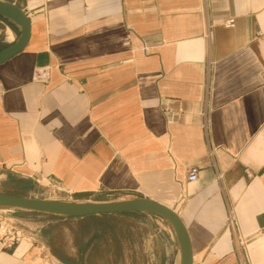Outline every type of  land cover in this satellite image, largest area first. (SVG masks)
<instances>
[{"label": "crops", "instance_id": "1", "mask_svg": "<svg viewBox=\"0 0 264 264\" xmlns=\"http://www.w3.org/2000/svg\"><path fill=\"white\" fill-rule=\"evenodd\" d=\"M8 1L31 36L0 64V186L27 190L0 191L152 198L184 221L193 264H236L230 207L250 264H264V0ZM17 35L0 16V48ZM34 216L13 243L0 237V264H86L98 229L82 234L103 216L127 220L125 262L179 264L153 213Z\"/></svg>", "mask_w": 264, "mask_h": 264}, {"label": "water", "instance_id": "2", "mask_svg": "<svg viewBox=\"0 0 264 264\" xmlns=\"http://www.w3.org/2000/svg\"><path fill=\"white\" fill-rule=\"evenodd\" d=\"M0 16L18 29L13 42L0 48V64L21 52L31 36L30 19L16 3L0 0ZM21 209L59 217H79L128 211L149 212L164 219L172 228L178 247L179 264H193L189 232L180 215L168 205L149 197L137 196L113 200H74L32 197L0 191V209Z\"/></svg>", "mask_w": 264, "mask_h": 264}, {"label": "rangeland", "instance_id": "3", "mask_svg": "<svg viewBox=\"0 0 264 264\" xmlns=\"http://www.w3.org/2000/svg\"><path fill=\"white\" fill-rule=\"evenodd\" d=\"M0 187L8 191L18 193L27 190V184L25 182L9 181L8 183L1 185ZM41 193L44 194V191L41 190L36 195L32 194L27 196L40 197ZM36 213L38 212L28 213L23 212V210L1 208L0 218L4 219L6 223L13 225L17 230V226L23 225V223H19V221L17 220L22 217H35L34 215ZM125 222H127L125 218H117L115 216L96 217L89 220V222L87 223L88 230H84L82 238H88L91 235L92 228H94V230L97 228L98 232L94 234L96 244L88 253L86 264H144L141 260L142 257L138 253L133 261L125 262L123 259L124 247L119 243V238L123 239L124 237ZM62 235L64 234L62 233ZM77 237L80 238L81 236L78 235ZM139 250L140 249L137 248V251ZM46 263L57 264V262L51 259Z\"/></svg>", "mask_w": 264, "mask_h": 264}, {"label": "built area", "instance_id": "4", "mask_svg": "<svg viewBox=\"0 0 264 264\" xmlns=\"http://www.w3.org/2000/svg\"><path fill=\"white\" fill-rule=\"evenodd\" d=\"M224 24L226 26H232L233 18L227 19ZM47 79L48 70L44 68H39L33 75V80L35 81L45 82ZM197 173V167H191L187 173V179L189 181L195 180L197 178ZM225 226L231 233L237 234V241L233 247L236 264H250L246 241L238 235L236 216L230 207H227ZM0 237L6 240L7 243L11 244L19 239L20 231L18 229L16 230L13 225L6 223L4 219L0 218Z\"/></svg>", "mask_w": 264, "mask_h": 264}, {"label": "bare ground", "instance_id": "5", "mask_svg": "<svg viewBox=\"0 0 264 264\" xmlns=\"http://www.w3.org/2000/svg\"><path fill=\"white\" fill-rule=\"evenodd\" d=\"M7 31H8V39L9 40L13 39V34H12L11 30L9 28H7Z\"/></svg>", "mask_w": 264, "mask_h": 264}, {"label": "trees", "instance_id": "6", "mask_svg": "<svg viewBox=\"0 0 264 264\" xmlns=\"http://www.w3.org/2000/svg\"><path fill=\"white\" fill-rule=\"evenodd\" d=\"M5 20H7V19H5ZM7 22L9 23V25H10L11 27H15L14 24H12L10 21L7 20ZM107 200H108V199H107ZM17 210H21V209H17ZM63 263H65V264H69L67 261H63Z\"/></svg>", "mask_w": 264, "mask_h": 264}]
</instances>
